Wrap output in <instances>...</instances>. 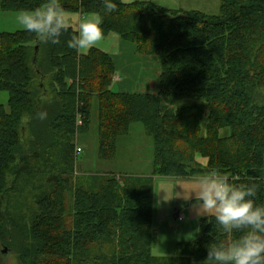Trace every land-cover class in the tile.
<instances>
[{
  "label": "trees",
  "instance_id": "16d2710c",
  "mask_svg": "<svg viewBox=\"0 0 264 264\" xmlns=\"http://www.w3.org/2000/svg\"><path fill=\"white\" fill-rule=\"evenodd\" d=\"M113 2L107 14L102 0L62 5L100 13L104 35L161 57L156 94L113 91V58L69 49L73 27L57 44L0 29V90L9 94L8 107L0 104V264L2 247L14 264H200L209 243L240 234L203 217L197 240L154 255L158 177L216 167L257 185L264 204V0H220L218 14ZM43 3L0 0V12ZM95 103L99 158L115 159L119 139L141 122L154 144L152 174L78 170L74 139L89 129Z\"/></svg>",
  "mask_w": 264,
  "mask_h": 264
},
{
  "label": "clouds",
  "instance_id": "9594fccd",
  "mask_svg": "<svg viewBox=\"0 0 264 264\" xmlns=\"http://www.w3.org/2000/svg\"><path fill=\"white\" fill-rule=\"evenodd\" d=\"M105 13L115 11L113 0H102ZM16 23L40 40L57 44L73 25V15L67 11L62 0H44L31 9H21L15 17ZM104 16L90 13L79 19L67 47L77 53H86L102 40ZM46 113H40L44 119ZM191 189L180 195L185 201H194L191 207L197 219L211 217L219 229L226 234L240 233L235 238L209 243L206 257L200 264H264V204L255 201L257 185L238 183L236 178L216 167L202 174L189 177ZM165 193V192H164ZM166 195V193H165ZM163 201L167 202L169 198Z\"/></svg>",
  "mask_w": 264,
  "mask_h": 264
},
{
  "label": "rangeland",
  "instance_id": "374dc122",
  "mask_svg": "<svg viewBox=\"0 0 264 264\" xmlns=\"http://www.w3.org/2000/svg\"><path fill=\"white\" fill-rule=\"evenodd\" d=\"M164 4L167 0H163ZM220 0H168L166 7L183 8L185 10H199L207 14H218L220 12ZM19 11L0 12V29L4 31H16L23 29L16 21L15 17ZM134 45V57L138 65V57H143L136 51ZM152 66L160 67V60L154 58ZM153 71V69H152ZM117 73L123 77L124 72L118 70ZM114 78V76H113ZM133 80V79H130ZM134 82V81H133ZM112 89L115 92L134 91L133 89L122 90L116 82H113ZM134 87V86H133ZM9 94L5 90H0V104L8 107ZM96 103L94 105L92 122L89 129L80 132L74 139L77 147H81L77 158L78 170L94 173L113 172L116 174H146L150 175L153 171L154 144L150 136L145 132L143 123L136 122L131 126L129 134L122 136L118 141L117 154L113 160H102L98 156V131ZM76 147V149H77ZM77 152V150H76ZM205 160L200 158V162ZM188 178H164L158 177L155 180V213L154 230L156 232V241L153 246V254L157 256H171L178 254L183 247L193 243L200 237V221L195 216V211L191 207L194 201H185L182 197L172 198L174 195H180L184 190L191 189L192 185L187 182ZM166 195H165V193ZM168 200L167 202L163 201ZM174 209H178L179 217L174 218ZM5 253L3 259L5 264H14V259Z\"/></svg>",
  "mask_w": 264,
  "mask_h": 264
},
{
  "label": "crops",
  "instance_id": "0c3cea01",
  "mask_svg": "<svg viewBox=\"0 0 264 264\" xmlns=\"http://www.w3.org/2000/svg\"><path fill=\"white\" fill-rule=\"evenodd\" d=\"M123 1L132 2L135 0H123ZM152 1L163 7H166L165 5L168 4V0L165 2V4L163 0H152ZM166 8H171V7H166ZM70 13L73 15V20H74L72 25L73 28L77 26V23L81 17L90 14V13L84 14L81 12H70ZM133 46L134 45H131L127 43L126 40L122 39L119 34L111 32L108 35H104L102 40L99 41L92 48H98L108 53L113 58L116 65V73L114 75L113 82H116V84H118L119 87L122 88V90L125 89L134 90V91H124V92H141L148 94L158 93L159 77L161 73V57L154 55H142L143 57H138L139 60L138 65L135 64L133 65L132 63L137 62V60L134 57L135 48ZM154 58L160 60V67L152 66V61L154 60ZM118 70L124 72L126 76L123 77L119 75L117 73ZM112 87L113 86H111V88ZM200 158L205 160L203 164H207L208 162L207 158L198 156L199 161ZM141 175H146V174H141ZM154 200L156 201V197L154 198ZM154 213H155V202H154Z\"/></svg>",
  "mask_w": 264,
  "mask_h": 264
},
{
  "label": "water",
  "instance_id": "95a60500",
  "mask_svg": "<svg viewBox=\"0 0 264 264\" xmlns=\"http://www.w3.org/2000/svg\"><path fill=\"white\" fill-rule=\"evenodd\" d=\"M179 211L180 210L174 209V213H173L174 218L179 217ZM1 252H2V254L9 253V250L7 247H2Z\"/></svg>",
  "mask_w": 264,
  "mask_h": 264
},
{
  "label": "built area",
  "instance_id": "2783aa9c",
  "mask_svg": "<svg viewBox=\"0 0 264 264\" xmlns=\"http://www.w3.org/2000/svg\"><path fill=\"white\" fill-rule=\"evenodd\" d=\"M77 153L79 154V152H81L82 151V148L81 147H77ZM179 219H182V217H179Z\"/></svg>",
  "mask_w": 264,
  "mask_h": 264
}]
</instances>
